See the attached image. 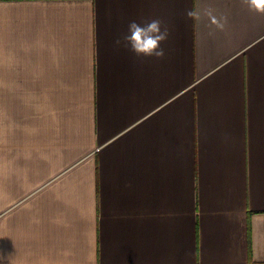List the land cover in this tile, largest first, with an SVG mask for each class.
I'll return each mask as SVG.
<instances>
[{
  "label": "crops",
  "instance_id": "1",
  "mask_svg": "<svg viewBox=\"0 0 264 264\" xmlns=\"http://www.w3.org/2000/svg\"><path fill=\"white\" fill-rule=\"evenodd\" d=\"M157 18L164 59L115 45ZM0 258L264 263V15L240 0H0Z\"/></svg>",
  "mask_w": 264,
  "mask_h": 264
},
{
  "label": "clouds",
  "instance_id": "2",
  "mask_svg": "<svg viewBox=\"0 0 264 264\" xmlns=\"http://www.w3.org/2000/svg\"><path fill=\"white\" fill-rule=\"evenodd\" d=\"M240 3L250 11L264 15V0H240ZM203 16L206 18L210 28L224 29L226 18L223 21L218 18L211 4L205 6ZM169 36L170 30L168 26L158 18L144 23H138L133 20L128 23L127 34L123 35L122 38H117L114 43L117 47L125 48L137 58L162 60L166 56V50L162 45L167 42Z\"/></svg>",
  "mask_w": 264,
  "mask_h": 264
},
{
  "label": "trees",
  "instance_id": "3",
  "mask_svg": "<svg viewBox=\"0 0 264 264\" xmlns=\"http://www.w3.org/2000/svg\"><path fill=\"white\" fill-rule=\"evenodd\" d=\"M261 264H264V263H261Z\"/></svg>",
  "mask_w": 264,
  "mask_h": 264
}]
</instances>
